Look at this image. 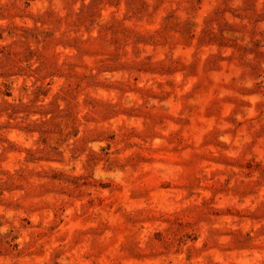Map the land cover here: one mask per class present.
I'll return each mask as SVG.
<instances>
[{
	"label": "rangeland",
	"instance_id": "rangeland-1",
	"mask_svg": "<svg viewBox=\"0 0 264 264\" xmlns=\"http://www.w3.org/2000/svg\"><path fill=\"white\" fill-rule=\"evenodd\" d=\"M0 264H264V0H0Z\"/></svg>",
	"mask_w": 264,
	"mask_h": 264
}]
</instances>
